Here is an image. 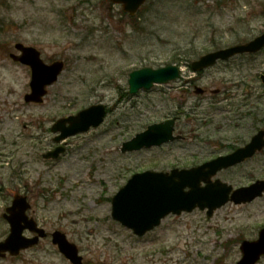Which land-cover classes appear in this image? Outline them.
Here are the masks:
<instances>
[{"label": "rangeland", "instance_id": "374dc122", "mask_svg": "<svg viewBox=\"0 0 264 264\" xmlns=\"http://www.w3.org/2000/svg\"><path fill=\"white\" fill-rule=\"evenodd\" d=\"M263 29L264 0H150L133 19L109 0H0V241L9 231L2 218L7 202L21 195L31 206L27 215L48 235L65 234L83 264H237L241 242L256 240L264 228V195L250 204L229 203L210 219L198 210L169 216L142 238L112 220L111 199L134 174L195 167L227 154L224 143L231 149L243 142L236 138L254 135L247 116L238 129L224 120L242 101L240 80L253 74L257 127L264 130V50L197 75L204 96L180 94L194 76L187 62ZM16 43L35 48L46 64L64 63L40 105L23 100L30 70L9 59ZM173 64L181 67L179 82L126 97L131 71ZM224 89L225 103L222 96L210 100L211 91ZM184 100L195 104V121L180 124L190 131L187 140L120 154L123 142L174 115ZM96 104L110 110L101 126L53 142L50 128L58 119ZM57 146L64 147L57 160L42 159ZM215 179L233 189L264 180V150ZM0 264L69 263L48 239Z\"/></svg>", "mask_w": 264, "mask_h": 264}, {"label": "water", "instance_id": "95a60500", "mask_svg": "<svg viewBox=\"0 0 264 264\" xmlns=\"http://www.w3.org/2000/svg\"><path fill=\"white\" fill-rule=\"evenodd\" d=\"M120 4L124 13L134 16L147 0H110ZM19 56L10 58L27 66L31 70L30 93L24 96L26 103L40 104L46 95V88L52 86L63 71L62 62L46 65L40 59V54L34 48L15 46ZM264 48V31L247 44L208 53L192 63L194 71H201L213 66L218 60L226 61L236 54L256 53ZM179 77L178 69L166 67L159 70L149 68L134 71L130 74L128 84L129 93L134 94L140 89H150L153 84H165ZM197 94L202 90L197 88ZM105 116L102 105L91 106L67 119L58 120L52 127V132H60L55 138L59 142L69 136L86 132L90 127H97ZM68 124V126H66ZM174 121L154 124L146 131L137 134L131 141L123 143L121 152H133L141 149L158 147L174 141L172 137ZM264 148V132H259L244 148L236 150L226 157H218L202 166L190 170H173L169 174L144 172L134 175L127 184L112 198L111 215L113 220L132 230L134 235L142 237L147 232L160 225L166 216L190 213L195 208L207 210L210 218L216 209L227 202L234 204L250 203L264 193V181H257L246 188L232 192V187L219 180L211 181L221 170L235 166L245 159L251 158L256 152ZM62 148L44 155L45 159H56ZM203 184V186H201ZM187 189V191H185ZM29 205L25 198L16 197L3 218L10 227L9 236L0 242V257L8 252L17 256L21 250L30 248L38 242V237L27 239L22 236L25 229L44 237V231L37 230L32 219H28L26 211ZM53 243L58 245L60 252L72 263L82 264L77 249L70 244L65 236L59 232L53 235ZM242 258L237 264H255L264 256V228L260 230L258 239L253 242L244 241L240 246Z\"/></svg>", "mask_w": 264, "mask_h": 264}, {"label": "flooded vegetation", "instance_id": "af4514ba", "mask_svg": "<svg viewBox=\"0 0 264 264\" xmlns=\"http://www.w3.org/2000/svg\"><path fill=\"white\" fill-rule=\"evenodd\" d=\"M245 56L248 57V55H245ZM241 57L242 56H235V57L231 58L230 60H228L227 62H224V68L229 66L232 62L238 61V59H240ZM178 67H180V66H178ZM188 67H189V64H188ZM180 80H181V78L176 82H179ZM256 80H257V77L254 74L249 75L248 78H246V79L242 78L240 80V83L238 86L242 87V88L246 87V90H245L246 93L243 90L242 101L239 102V104L237 105V108L232 107L233 108L232 113L234 116L231 115L232 117H230V118H227V117L224 118V120L227 121L228 123L231 122L232 128L235 127L234 129H238L240 127V122H241L240 118L241 117L244 118L247 116L251 120V122L255 125V128L253 129L255 131V133L260 130L259 127H257V124L260 122V120L257 118V114H256V108L257 107L256 106H257V103L259 102L260 97L256 98V89H255ZM259 80L262 83H264V78L259 77ZM195 87H196V77L191 76V77H189V79L187 81L184 82V86H183L184 89L181 90L180 94L183 97H187V99L191 98L192 95L196 96L195 95L196 93L194 91ZM227 92H228L227 89H224V93H220V91L217 93L210 92V95H211L210 100H215L217 97L222 96V97H224V103H225V101L229 97ZM204 94H205V92L200 96L202 97V96H204ZM183 102L184 103L179 104V107L177 109L178 112H176L171 117H168V118L161 120V121H167L170 119L175 120V122H174V125H175L174 135L177 137L179 136L180 138L178 139L177 142H174V143H178L180 141L187 140L188 136L190 134V131L186 132L185 130H182V128L180 127L182 119H186L187 121L189 120L192 123L195 121V119L193 117V115H194L193 110L195 108V104H193V106H192L191 104L189 105L188 101H186V100H184ZM246 108H247L246 112H244V111L242 113L240 112L241 110H244V109L246 110ZM186 109H189V111H186ZM182 110H184V113H180V111H182ZM226 112H228V111L225 110V107H224V113H226ZM183 127H185V125H183ZM252 136L250 138H252ZM250 138L247 141H244L241 138H236L237 142H241V141H243V142L241 144H237V147H233L231 149H229L228 145H226V143H224V150L227 151L226 152L227 154H229L230 152H233L237 148L246 145V143L250 140ZM174 143L167 144L163 147L171 146ZM226 149H228V150H226ZM226 171H229V170H224V172H226ZM3 194H4V189L2 187H0V199L4 196ZM14 196L15 195H13V196L11 195L10 199L7 202V206H9L11 204ZM24 234L26 236H29V237H34L36 235V234H30L27 232H25ZM48 239H50V241H51V234L50 235L46 234L45 238L39 239L37 245L34 247L40 246L43 243V241H48ZM53 246L57 249V247L55 245H53ZM64 259L70 264V262L66 258H64Z\"/></svg>", "mask_w": 264, "mask_h": 264}]
</instances>
